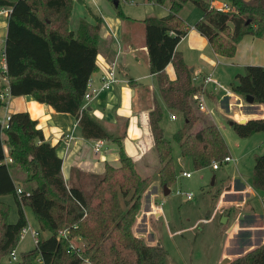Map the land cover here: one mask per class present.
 <instances>
[{
  "label": "trees",
  "instance_id": "16d2710c",
  "mask_svg": "<svg viewBox=\"0 0 264 264\" xmlns=\"http://www.w3.org/2000/svg\"><path fill=\"white\" fill-rule=\"evenodd\" d=\"M144 1L158 6L169 4L165 17L146 18L142 24L149 71L157 76L161 100L183 119L173 139L181 157L191 160L195 169L211 166L228 155L226 143L215 123L204 121L196 128L199 116L194 96L199 86L176 51L190 27L178 14L187 3L197 7L202 18L194 28L216 55L232 58L244 36L264 40V0H227L230 12L211 8L207 0ZM74 4L90 16L79 17L75 32L70 29ZM3 10L8 11L4 74L11 96L27 95L56 112L74 116L84 138L117 144L120 165H107L101 175L73 171L76 180L67 186L61 172L62 159L28 112L11 113L6 126L0 122V198L13 195L18 210L16 222H8L9 206L0 199V264L16 247L27 225L24 206L30 207L38 222L39 237L35 247L21 252L15 264H165L164 248L145 243L132 231L149 178L141 176L125 153L121 145L124 132L109 131L83 107L87 82L97 69L101 17L92 12L86 0H0ZM116 14L128 20L122 12ZM170 63L174 79L165 72ZM230 86L233 93L243 98L250 95L253 104L264 106V67L247 65ZM162 117V106L154 99L148 125L160 163L157 179L162 188H169L176 172L171 141L160 125ZM232 127L238 136L248 137L264 131V118L233 121ZM14 170L24 173V186L16 184ZM252 183L264 194V152L255 156ZM64 229L66 236H60ZM45 231L47 235L40 236ZM227 264H264V243Z\"/></svg>",
  "mask_w": 264,
  "mask_h": 264
},
{
  "label": "rangeland",
  "instance_id": "374dc122",
  "mask_svg": "<svg viewBox=\"0 0 264 264\" xmlns=\"http://www.w3.org/2000/svg\"><path fill=\"white\" fill-rule=\"evenodd\" d=\"M86 1L93 13L99 15L101 19L103 17L107 20L115 17L119 11L130 20L141 24L146 18H159L158 15H161L163 11L155 8V5L147 4L144 0ZM215 1L217 3L227 2V0ZM115 3H117V6ZM166 5L168 6L169 4L166 3ZM2 13L4 17H7V11ZM72 13L74 16L78 15V18L82 17V15L87 18L90 17L78 4L73 5ZM179 17L183 18L188 26H192L201 20L202 14L192 3H187L180 10ZM72 18L73 20H70L71 26L75 20L73 16ZM102 24L104 25L103 20ZM6 33L7 23L5 20H0V50L3 47ZM104 47L105 43L100 39L98 50L100 51ZM182 47L184 48L185 46L183 45ZM126 59L132 73L143 75L148 72L144 62L135 61L132 55H128ZM120 61L121 59L119 60V66L121 65ZM169 70L172 75L171 68ZM212 74L214 75L213 78L230 93L218 89L215 91L217 93L215 99H206L208 113L199 111L195 106V112L199 116L196 128L202 126L204 121L215 123L226 143L227 154L233 158V161L221 163L218 169H212L211 166L195 169L191 160L181 157L179 146L173 139V134L183 124L182 118L179 116L176 120H171L169 112L163 110L161 127L165 137L171 141L172 158L176 172V180L169 186L170 192L164 195L163 188L157 179L160 163L153 146L150 157L147 158V164L140 165L138 163L136 166L141 176L149 178V182L142 193L141 204L144 214L138 215L141 211L140 206L132 231L137 236H143V240L147 244H160L166 252L165 264H222L226 258L231 261L255 246L264 243L262 240L264 238L263 230H256L255 235L251 239L242 229H236L237 231L231 232L229 228L234 218L237 219V217L241 219V227H243L244 223L250 222L251 217L247 216L250 206L261 215L264 222V194L256 190L252 183L255 156L264 152V131L255 132L248 137L238 136L230 124L231 121H237V118L232 117V112L230 113L229 109L235 111L239 109V106L245 105L243 107L245 114L262 115L263 113L260 111V104L252 103L253 107H250L242 96L232 92L230 84L234 79V74L231 75L222 68L220 69V79L217 80L215 78L216 71ZM150 81L153 82L152 79H142L145 84L150 83ZM147 84L146 86L148 87ZM151 91L158 97L156 86ZM241 118L244 119V117ZM116 134H120V129ZM182 171L190 172L191 177H182ZM16 179L18 186L22 187L25 185L23 177H17ZM90 186L91 184H88V188ZM228 187H230L231 191L238 192V194L225 192ZM244 187H252L254 193H242ZM177 190L190 192L193 194V198L185 200L183 195L176 193ZM155 192L158 193V199L153 195ZM219 198L221 202L233 201L232 207L225 210L221 206L219 207L217 205L220 201ZM0 199L9 206L7 221L10 223L16 222L18 210L13 195H4ZM240 201L245 204L243 213H241L242 210L235 207V205L241 203ZM155 204L162 207V213L159 215H156L152 210ZM213 208L212 215L215 214V218L211 216L206 219ZM23 210L27 219L26 226L38 233V222L32 210L28 206H24ZM226 211H230L232 215L228 222L222 223L218 217ZM231 226L234 227V225ZM47 233V231L40 232V236L44 237ZM34 247V238L31 232L27 231L19 239L13 250L16 251L17 257H19L21 252L31 250ZM1 264H15V262L10 260L7 254L2 258ZM35 264L40 263L36 261Z\"/></svg>",
  "mask_w": 264,
  "mask_h": 264
},
{
  "label": "crops",
  "instance_id": "0c3cea01",
  "mask_svg": "<svg viewBox=\"0 0 264 264\" xmlns=\"http://www.w3.org/2000/svg\"><path fill=\"white\" fill-rule=\"evenodd\" d=\"M152 5L153 4H151V6ZM155 6V8L163 10L161 15H158L159 18L165 17L168 14L169 6ZM2 14V11H0V20H5L7 23V17H4ZM72 16L75 20L72 26L70 23V29L75 32L78 27L79 18L77 17L78 15L74 16L72 14ZM181 19L185 22L183 18ZM71 20H73V18ZM102 20L104 25H101L100 39L105 43V47L101 48L100 51L98 50L95 60L97 69L91 74L89 80H91L94 85H99L101 75L106 71L108 64L112 61H116V73L119 82L110 90L102 92L94 97L89 101L87 106L91 107V114L109 131L116 133L120 129V133L124 132L121 145L125 153L133 159L135 166H137L138 163L140 165H146L147 158L150 157L153 146L148 125V112L153 107L154 99L161 104L162 110H167L169 112V118L171 114H174L176 119L179 116L181 117V115L173 110H169L161 100L157 76L151 74L149 71V58L144 46L143 24L130 20L129 18L125 21L116 16L108 18V20L102 17ZM194 25L189 26V32L177 45L176 51L180 53L188 68L192 69V79L194 78L193 82L196 86L201 85L202 79L206 75L211 74L212 77H214L212 73H215V71V78L217 80L220 79L221 68L235 76L237 73H243L247 65L264 67L263 39L244 36L236 46L235 55L232 58H223L212 51L207 39L198 33ZM183 45L185 49L182 47ZM4 48L5 40L0 50V90L8 88V80L4 74L6 68ZM128 55H132L137 62H144L148 72L143 75L132 73L128 65V60L126 59ZM120 59L121 65L119 66ZM170 68L173 73L172 75L169 70ZM165 72L170 79L175 78L174 68L171 63L166 66ZM142 79H152L153 82L150 81V83H146L148 85L147 87L145 84L146 81L142 82ZM154 85L157 87L158 97L151 91L155 87ZM215 91L217 90L213 89L212 83L206 84L205 101L206 99H215L217 97ZM248 106L253 107L249 103ZM243 107H245V105L239 106V109L235 111L229 109L230 113L232 112V117L237 118V121L242 120L241 117H244L245 120L251 118H264L263 105H260V111L263 113L262 115L245 114L246 112H244ZM21 111L28 112L30 117L38 122L45 140L55 146L57 155L62 159L61 172L67 186L76 180L73 171L78 170L101 175L105 171L107 165L113 167H118L120 165L118 146L115 142L102 139L103 145L100 150L98 152L94 151L93 146L97 139L84 138L74 116L68 113L56 112L51 106L39 103L30 96H11L6 103L0 106V122L3 125L5 123V118L11 113ZM3 138H5V135H3ZM13 174L16 178L24 177V173L20 170H14ZM226 189L225 192H234L238 194L236 191H231L230 187ZM242 193L252 194L254 190L252 187H244ZM153 195L158 199L157 192ZM232 203L233 201L221 202L220 199L217 205L225 210L231 208L233 205ZM244 205L245 204L241 202L235 205V207L242 210L241 213H243ZM156 206L160 205L155 204L152 210H154ZM214 208L210 211L206 219L211 216L215 218L216 215H212ZM248 213L247 216L251 217L250 222L244 223L243 227H241V219L237 217V219L234 218L231 224L234 225L235 228L231 225H229V228L231 232L242 229L245 234L249 235L252 239L256 230L264 231V222L262 221L261 215L257 213L252 206H250ZM140 214H144L142 204L141 211L138 215ZM231 215L230 211H226L220 214L218 219H220L222 223H225L229 221ZM141 237L144 238L143 236ZM262 240L264 241V238Z\"/></svg>",
  "mask_w": 264,
  "mask_h": 264
},
{
  "label": "built area",
  "instance_id": "2783aa9c",
  "mask_svg": "<svg viewBox=\"0 0 264 264\" xmlns=\"http://www.w3.org/2000/svg\"><path fill=\"white\" fill-rule=\"evenodd\" d=\"M208 3L210 5L211 8H214L215 10L221 11V12H230L232 11V8L230 7V5L228 4V2L225 3H217L215 0H208ZM2 12L6 13V10H3ZM8 13V11H7ZM194 79V78H193ZM119 82V79L117 77V73H116V61H112L108 64V67L106 69V71L101 75L100 78V84L99 85H94L91 80H88L87 82V86H86V90L84 92L83 95V107H86L87 104L89 103L90 100H92L94 97L98 96L100 93L105 92L110 90L116 83ZM212 83L213 84V89L214 90H223L226 93H228L229 91L227 89H225V87L221 86L220 83L218 81H216L211 74L206 75L201 82V85H199V90L196 92L194 98H195V105L197 107V109L201 112H205L208 113V109L206 106V101H205V85ZM230 93V92H229ZM11 97V94L7 89L4 90H0V101L4 103H6ZM9 119V116L5 118V123L3 124V126L7 125V121ZM170 119H176V116L174 114L170 115ZM103 145V140L102 139H97L94 143L93 149L94 151L98 152L101 148V146ZM233 161V158L229 155L225 156L222 160L220 161H213L211 164L212 169H218L219 165L221 163H227V162H231ZM181 176L184 177H190L191 173L187 172V171H182L181 172ZM16 193L20 194L21 193V189L17 188L16 189ZM177 194L183 195L185 199L190 200L193 198V194L190 192H183L181 190H177L176 191ZM26 195H28V193H26ZM153 212H155L157 215H159L160 213H162L161 210V205L160 206H156V208H154ZM31 232V235L34 238L35 243L37 242V238H38V233L37 231L32 230L30 227L25 226L20 233V238L23 236V234L25 232ZM66 230H62L60 231L59 235L60 236H66ZM9 259L12 261H17L18 257L16 254L15 250H12L9 253Z\"/></svg>",
  "mask_w": 264,
  "mask_h": 264
},
{
  "label": "water",
  "instance_id": "95a60500",
  "mask_svg": "<svg viewBox=\"0 0 264 264\" xmlns=\"http://www.w3.org/2000/svg\"><path fill=\"white\" fill-rule=\"evenodd\" d=\"M115 4H116V6H117V3H115ZM190 70L192 71V69H190ZM244 100H245L247 103L252 104V102H253V97L250 96V95H247V96H245ZM85 108H86L87 111H91V107H90V106H86ZM246 121H247V120L242 119V120H240V121H236V122H238V123H245ZM230 124L232 125V124H233V121H231ZM212 182H213V181H212ZM169 192H170V189H169L168 187H166L165 185H163V194L166 195V194H168ZM139 213H140V212H139ZM228 261H229V259L226 258V259L223 261L222 264H224V263H226V262H228Z\"/></svg>",
  "mask_w": 264,
  "mask_h": 264
}]
</instances>
